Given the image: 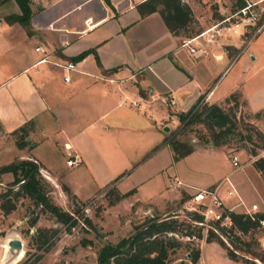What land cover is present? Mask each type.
I'll return each mask as SVG.
<instances>
[{"label": "crops", "instance_id": "1", "mask_svg": "<svg viewBox=\"0 0 264 264\" xmlns=\"http://www.w3.org/2000/svg\"><path fill=\"white\" fill-rule=\"evenodd\" d=\"M143 1L30 0L29 31L7 20V16L21 12L16 0H0V134L10 136L29 120L35 122L26 138L32 143L23 149L16 145L4 149L0 142L4 157L0 166L9 164L8 153H19L20 159L38 162L45 177L55 186L66 185L80 201L108 188L120 194L134 190L123 199L129 207L145 205L148 216H164L168 205L192 193L197 184L212 188L228 176H222L214 165L212 176L203 180L184 162L192 153L173 162L167 140L175 131L162 133L170 120L178 121L170 111L187 112L201 102L221 104L232 92L240 91L250 112L264 110L260 101L264 99V79L257 78L261 77L260 68L248 76L256 79V106L241 88L230 93L227 88L217 94L216 85L226 77L228 30L223 29L213 44L204 42L207 54L191 53L181 44L222 20L223 7L205 5L201 14L191 3L203 0H182L192 10L190 29L195 25L199 30L188 36L171 32L158 12L141 15L137 5ZM86 50L94 52L76 60ZM256 59L251 53L240 85L248 79L246 74ZM68 62L75 63L73 70L61 66ZM197 145L200 143L194 150ZM203 146L222 149L228 157L221 147ZM163 149L164 158L129 179L130 170ZM69 158L75 160L74 165H67ZM248 167V172L254 173L258 197L250 201L246 193L240 196L248 206L262 204L264 213V180L252 164ZM124 181L129 183L122 187ZM224 186L227 190V184L221 183L219 193L230 207L234 203L228 202ZM173 187L176 189L171 190ZM200 261L199 257L196 264Z\"/></svg>", "mask_w": 264, "mask_h": 264}, {"label": "rangeland", "instance_id": "2", "mask_svg": "<svg viewBox=\"0 0 264 264\" xmlns=\"http://www.w3.org/2000/svg\"><path fill=\"white\" fill-rule=\"evenodd\" d=\"M189 2L191 3V0ZM191 5L198 12H202L201 14L205 11V5H210L212 9H218L222 6V17L228 16V18H230L235 12L233 9V1L231 0H226L225 2L221 1L218 3H216L215 0H203L202 3L199 2L198 4L195 2L194 4L191 3ZM255 9L258 13V21L252 23L247 18H244V20L241 21L233 18L231 22L228 23V27L231 28L228 29L227 70H225L223 74V77H226L222 80L220 85L218 82L221 79H218L215 84L218 83L216 85V88H218L217 94L227 88L228 93L236 90L239 91V88H241L242 92L246 91L247 98L251 104L256 106L259 101L255 91L257 86L255 82L256 79L255 81H252L248 76H251L250 74L253 73L254 69L260 68L261 77L257 78L264 79V1L257 5ZM213 14L216 15L218 13L214 11ZM236 21H239V25L243 27L240 31L234 30L232 27ZM260 25H263L262 30L255 32L256 28ZM193 29L196 31L198 27L193 25ZM231 43L235 44L237 48L234 45H229ZM251 53H253L257 59L254 61V66L251 71L246 74V78L248 77V79L240 85L243 71L247 66L246 63L249 62L248 59ZM218 85L219 87H217ZM239 92L237 93L240 96ZM260 101H263L261 107H264V99ZM230 106L236 113V116L239 119H243L240 121L253 124L263 136L259 138V134L257 136L255 134L254 143H250L244 137L242 138L239 133H233L228 144L222 146V148L228 152L227 157L222 149L216 148L209 150L203 146L209 144L196 142V139L193 138L195 137V132L190 131L187 136L191 138L192 142H195V144L200 143V145H197L200 147L196 146V149L189 157L190 159L184 162H188L192 170L205 181L213 174L211 170L212 166H217L221 173H223L222 176L228 174V177L235 186L239 197L241 198L240 195L241 192H243L246 193L247 198L251 201L258 197V192H256V184L253 180V176L251 175L254 173L248 172V166H250L257 158H264V139L262 138L264 137V110L259 112V116H256V113L250 112L246 101L241 96L239 98L238 105H235L233 102L224 105L225 108ZM166 126L169 127L170 131H165L162 134L167 135L170 133L171 135L173 134V131H175V133L179 131L182 126V122L179 120H170ZM242 134L244 136L246 131L243 130ZM1 137H3V139H0V142L4 149H9L16 145L14 144L15 141L13 142L15 137L0 134V138ZM26 142L32 143V140ZM253 148H256L257 155H252L250 153V150ZM164 156L165 149H163L161 153L153 155L142 166L135 167L133 169L135 170L134 172H132L133 170H130L132 169V166H130L129 170L131 176L129 179L137 175L142 170L150 169L152 165H155V163L159 162L162 158H164ZM233 156L238 157L239 164L242 167L241 169L233 167L231 160ZM5 157L8 158L9 163H11L19 160L20 154L11 153L9 155L8 153ZM2 158L4 157L0 155V159ZM172 168L173 167L168 168V174L172 172ZM41 169L42 168L39 169L40 177L46 183L45 187L48 190L50 198H52L53 202L60 206L63 210L71 212L74 218H76L77 223L73 227H68L63 223L57 222L48 211L41 213V208L35 206L30 199H28V197H20L17 201L16 209L11 213L4 214L0 209V255L4 242L7 239L16 238L20 239L23 243L22 256L17 262H14V255L8 253V258L3 264H98L97 252L104 244H115L120 239L128 237L132 234L133 227L135 225L140 224L143 220L149 217L146 215L145 205L140 206L141 204H133V206L129 207L128 201L124 199H120V201L116 200L119 194L118 191H112L109 188L102 191L97 196L88 199L85 201L86 203L84 202V204L77 205L70 200L65 192V195H63V190H61L62 183L55 186L50 179L45 177L44 171ZM6 176H9L8 179ZM155 178L157 179V177ZM262 179L264 180L263 177ZM12 180L13 175L0 173V193L9 188V183ZM127 183L129 182L124 181L122 187H124ZM197 185L199 186L198 188H202V184ZM170 189L174 190L176 188L173 187ZM13 190H17V187H14ZM223 190H226V186L223 187ZM182 198H188V195L184 194ZM132 200H134V198H130V201ZM180 200L181 198L175 204L168 205V212H166V214L176 215L184 213L185 208L183 207V202L185 201L181 202ZM228 202L236 203L237 197H228ZM244 204L248 206L246 203ZM257 205L258 212L263 213L262 204L258 203ZM243 209V207H237L235 211L239 212ZM35 216H38L39 218L37 226L51 227L55 230L51 238L52 244L47 250L37 248L31 238V236L36 233V230L35 227L29 228L27 222L28 219ZM85 217L92 221L97 228V231H93L92 228L88 227L84 221ZM201 235L203 236V233ZM178 238L184 245L177 249L175 253L170 255L167 264H180L181 262L189 264L190 249L195 247L200 249L205 243L206 244L204 245L200 255V264H264V227L262 226L257 228L255 231L240 235L241 244L237 245V249L235 248V245L231 243L229 237L227 241H225L219 235L214 236V238L208 242H206V239L205 241H200V238H198L199 241L197 239L194 241H187L185 239L183 240L180 235ZM228 251L234 252L236 260L228 255Z\"/></svg>", "mask_w": 264, "mask_h": 264}, {"label": "trees", "instance_id": "3", "mask_svg": "<svg viewBox=\"0 0 264 264\" xmlns=\"http://www.w3.org/2000/svg\"><path fill=\"white\" fill-rule=\"evenodd\" d=\"M233 1L234 11L245 5L244 0ZM20 7V14H11L7 16L10 23L18 22L30 31V19L32 10L30 0H16ZM141 15H147L158 12L167 27L174 34L185 33L188 36L199 33L194 29H190L192 24V10L190 6L182 0H144L137 5ZM94 52V50H86L76 56L81 59ZM140 93L144 95L143 90ZM239 94L237 92L230 93L221 104L201 102L192 107L187 112L175 113L170 111V116H175L182 122V126L173 136L167 140V144L172 151L173 162H176L193 152L195 142L187 136L191 132H195L196 142L210 144L214 147H221L228 144L233 133L245 138L250 143H254L255 134L261 138L259 130L251 123H244L243 119H239L232 107L225 108L224 105L233 102L238 105ZM259 116V112L256 113ZM35 122L29 120L16 130L10 133L15 137V144L18 148L23 149L27 146L26 138L32 131ZM195 127V128H193ZM246 134L243 136L242 131ZM264 139V137H262ZM226 151V150H225ZM228 153V152H227ZM252 155H257L256 148L250 150ZM253 166L257 172L264 178V158L259 157L253 161ZM41 165L38 162L29 159H19L0 167V173L10 172L13 180L9 183V188L0 193V209L4 214H9L17 207V201L20 197H28L30 201L37 207H40L41 213L49 212L57 222L63 223L68 227L77 223L76 218L69 211L63 210L55 204L48 194L45 181L40 177ZM17 187V190H13ZM62 190L70 198L73 203L84 204L62 184ZM112 190V189H111ZM113 191V190H112ZM131 190L127 193L118 194L116 200L123 199L133 193ZM188 198H181V202ZM86 203V202H85ZM78 207V206H77ZM232 224L229 228H220L223 234L228 235L232 244H241L240 235L255 231L260 227L257 220H252L248 215L239 212L230 213ZM256 218H264V213L257 212ZM38 216L28 219V227H35L36 233L31 236L35 246L39 249L47 250L52 244V236L55 232L51 227L37 226ZM201 216L197 213H186L181 217L174 214H152L143 222L133 227V232L128 237L120 239L117 243L104 244L97 252L98 264H167L170 255L175 253L177 249L184 244L179 240L180 237L187 234L196 233L200 236V228L193 226L190 220H200ZM85 223L93 231L97 228L92 221L85 217ZM216 236L210 232L206 238V242L212 240ZM248 245V244H247ZM188 247V246H187ZM228 255L236 260L234 252L228 251ZM200 257V249L198 247L191 248L189 251V260L191 264H196ZM24 262V261H23ZM180 264H185L181 262Z\"/></svg>", "mask_w": 264, "mask_h": 264}, {"label": "built area", "instance_id": "4", "mask_svg": "<svg viewBox=\"0 0 264 264\" xmlns=\"http://www.w3.org/2000/svg\"><path fill=\"white\" fill-rule=\"evenodd\" d=\"M245 5L236 10L233 15L228 18V16L224 17L218 23L214 24L213 26L201 31L199 34L195 35L192 38H188L182 41V46L189 49L191 53H206V50L203 46L204 42L213 44L215 39L221 34L223 29H229L228 23L234 18L235 20H244L247 18L252 23L258 21V13L255 9L257 5L262 3L264 0H244ZM239 21H236L232 26L234 30L235 28L240 26ZM233 23V22H232ZM264 23V21H263ZM263 25H260L256 28L255 32L262 30ZM195 43V44H194ZM193 44L195 46H193ZM37 50L39 48H36ZM62 67L66 68L67 70H73L75 68V63L68 62L66 64L61 65ZM65 81L69 80L68 76H65ZM174 101H170V104H174ZM137 106V104H134ZM232 165L236 169H241V165L239 164V160L237 156L232 157ZM75 160L73 158H69L67 160V165L71 166L74 165ZM177 184L182 185L180 181H175ZM221 183L227 184L226 194L227 197L236 196L237 202L234 203L232 206L227 207L223 198L220 196L219 193V186ZM185 212L181 214H176L181 217H185L186 213H197L201 216L200 220H190L189 222L196 227L200 228L201 234L203 236H198L196 233L187 234L182 236L181 238L187 241H194L200 238V241H205L207 236L210 232H213L216 235H219L222 239L227 241L228 235L223 234L220 228L225 227L229 228L232 224L230 213L231 212H238L235 211L237 207H243L244 209L239 211V213H244L248 215L252 220H257L259 225L264 227V218H256L255 214L258 212V205L252 204L251 206H246L242 199L239 197L237 190L233 183L231 182L230 178L226 176L218 185L212 188H194L193 192L188 195V199L183 202Z\"/></svg>", "mask_w": 264, "mask_h": 264}, {"label": "water", "instance_id": "5", "mask_svg": "<svg viewBox=\"0 0 264 264\" xmlns=\"http://www.w3.org/2000/svg\"><path fill=\"white\" fill-rule=\"evenodd\" d=\"M165 130L168 131L169 128L166 126ZM8 245H9L8 253L11 255L15 256L17 252L22 251L23 243L20 239H16V238L10 239Z\"/></svg>", "mask_w": 264, "mask_h": 264}, {"label": "bare ground", "instance_id": "6", "mask_svg": "<svg viewBox=\"0 0 264 264\" xmlns=\"http://www.w3.org/2000/svg\"><path fill=\"white\" fill-rule=\"evenodd\" d=\"M237 28V27H236ZM10 239H7L4 244H3V248H4V251H3V258L2 260L0 261V264H3V262L5 260H7L8 258V249H9V245H8V242H9ZM22 256V251H19L17 252V254L13 257L14 258V262H17Z\"/></svg>", "mask_w": 264, "mask_h": 264}]
</instances>
